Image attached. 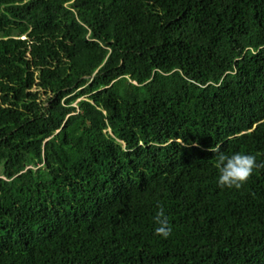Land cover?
<instances>
[{
    "label": "trees",
    "instance_id": "16d2710c",
    "mask_svg": "<svg viewBox=\"0 0 264 264\" xmlns=\"http://www.w3.org/2000/svg\"><path fill=\"white\" fill-rule=\"evenodd\" d=\"M0 264H264V0H0Z\"/></svg>",
    "mask_w": 264,
    "mask_h": 264
},
{
    "label": "clouds",
    "instance_id": "9594fccd",
    "mask_svg": "<svg viewBox=\"0 0 264 264\" xmlns=\"http://www.w3.org/2000/svg\"><path fill=\"white\" fill-rule=\"evenodd\" d=\"M211 151L216 153L217 187L221 189L239 190L260 166L256 157L252 154L244 152L226 154L221 151L219 146L213 147ZM153 221L155 224L154 234L156 236L167 238L171 234L170 221L163 207L158 206Z\"/></svg>",
    "mask_w": 264,
    "mask_h": 264
}]
</instances>
